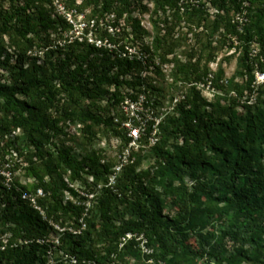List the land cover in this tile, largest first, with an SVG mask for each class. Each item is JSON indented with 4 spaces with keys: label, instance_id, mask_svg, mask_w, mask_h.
<instances>
[{
    "label": "trees",
    "instance_id": "16d2710c",
    "mask_svg": "<svg viewBox=\"0 0 264 264\" xmlns=\"http://www.w3.org/2000/svg\"><path fill=\"white\" fill-rule=\"evenodd\" d=\"M5 1L9 8L0 6V36L15 32L22 46L18 49L19 79L0 84V165L16 154L27 164L34 183L20 186L15 181L9 189L0 177V264H49L47 254L52 248L42 241L55 233L50 221L79 231L82 218L87 229L78 235L70 231L61 235L54 264H67L60 251L88 264H128L130 257L136 261L133 264H197L205 258L218 264H264V85L256 84L254 75L256 69L264 72L263 0H152L154 14L171 12L176 23L185 18L189 25L208 29L210 38L222 29L221 38L230 48L239 45L242 57L224 86V71L214 75L209 69L216 60L214 52L193 64L174 62L175 81L182 77L185 85H193L179 103L177 114L161 125L156 145L137 153L114 186L108 184L117 164L98 152L75 155L61 139L65 134L61 123L80 124L90 137L93 127L102 126L114 138L124 140L125 134L114 122L117 108L124 93H140L147 86L139 74L147 67L86 40H66L64 48L54 46L47 32L73 30L66 18L47 15L54 0ZM61 1L69 11L80 10L77 0ZM137 1L85 0L92 9L93 28L102 32L101 39L108 37L116 48L125 46L109 29L119 30L125 15L131 20V8ZM193 1L198 5L192 6ZM204 1L216 10L215 22L207 24ZM244 12L246 22L240 31L233 17ZM111 16L113 20L103 24ZM153 27L159 29L154 20ZM132 30L137 35L144 33L138 24ZM38 44L44 50V66L30 62L35 56H27ZM254 44L258 45L255 59L250 57ZM80 47L89 49L78 54ZM175 47L157 33L144 50L149 53L153 48L166 63ZM65 48L71 50L70 55L56 58L57 50ZM4 51L1 39L0 65L10 61ZM3 53L8 54L6 61L1 60ZM134 73H138L135 80L126 79ZM209 81L215 89H223L225 96L216 95L214 103L207 104L198 88ZM83 99L91 101L90 108L78 105ZM146 160L152 164L143 169ZM85 176L94 182L88 183ZM77 182L88 192L99 193L97 204L87 212L85 205L65 199L67 189L78 197L68 186ZM100 184V190H95ZM40 189L45 195L39 205L48 220L20 197V191L36 193ZM216 221H225L227 227L218 230ZM128 233L143 235L153 253L143 255L135 239L121 248ZM194 236L203 239L197 247L191 240ZM227 241L232 242L230 247Z\"/></svg>",
    "mask_w": 264,
    "mask_h": 264
},
{
    "label": "rangeland",
    "instance_id": "374dc122",
    "mask_svg": "<svg viewBox=\"0 0 264 264\" xmlns=\"http://www.w3.org/2000/svg\"><path fill=\"white\" fill-rule=\"evenodd\" d=\"M61 1V0H60ZM185 1V0H184ZM264 2V0H263ZM190 3V2H189ZM202 4L205 5L206 9H208L209 18L208 22H215L217 19L216 10L211 6L210 3L204 1ZM192 6L198 5V1L191 2ZM0 6L4 10H8L9 4L5 0H0ZM77 6H80V10L76 13H70L69 10L66 9L65 4L63 1L53 2V6L47 12V15L50 16L52 19L55 18H67L72 20L73 30L70 32H63L59 31L58 33H49V39L54 44V46H65L66 40H75L81 38V40H89V39H101L102 32L96 30L95 28L88 27L85 28L84 25H88L91 21V11L92 9L86 5L85 0H77ZM233 13L231 15V18ZM131 20H128V16L125 15L124 18L119 21L120 29L115 31L114 39L123 41L128 46H132L131 50L133 52L145 53L144 47L151 46L154 38L159 33V36L164 37L165 39H169V42L176 44L173 54L167 57V62L162 63L158 53H155V50L152 48L149 53H146L145 62L143 65L146 67H150L149 69L143 70L140 72V76L143 79L146 76V85L150 86L149 91L152 92L153 96L158 95L162 100L175 98L187 93L188 89L193 85L192 83L186 84L183 82V78L179 77L178 81H174L173 84L169 80H177L174 73L176 70V60L181 61L183 63L191 62L192 64L195 63L197 60H200V56L206 57L210 52L215 53L216 60L209 64V69L213 74H217L219 70L224 71V78L222 80V86L226 83V80H229L236 72L238 67L240 58L242 57V49L239 47L238 42L232 39L233 43L238 48H230L229 42L225 43L224 39L221 38V33L223 32L222 29L216 33L213 38H210V32L207 29H199L196 28L195 25H189L185 18L182 19L180 23H176L173 19V14L171 12L167 13H158L157 15L154 14V6L152 4V0H140L137 2H133V7L131 8ZM234 19V17H233ZM113 20V17H107L103 20V24L110 22ZM116 20V19H115ZM153 20L157 22L159 29L155 30L153 27ZM139 25V27L143 30L144 33L142 35H137L133 32L132 26ZM104 27V25H103ZM42 37L46 36V33L41 34ZM63 36V37H62ZM48 38V37H47ZM63 38V40H62ZM108 38V37H105ZM136 38H140L137 43H132L130 40H135ZM4 43L5 51L10 55V61L7 64L0 65V84H10L14 81L18 80L20 77L19 74V67L17 66L19 48L22 46V43H19L17 38V34L12 32L11 35H2L0 36V40ZM82 41V42H83ZM128 42V43H127ZM39 43V42H38ZM132 43V44H131ZM126 46V45H125ZM124 47L118 46L119 50H124ZM130 48V47H129ZM89 48L87 47H80L78 49V54L86 53ZM252 54L250 55L251 58L255 59L254 55L258 53V45L254 44L251 47ZM4 51V52H5ZM56 58H65L66 56L70 55V49L65 48L61 50H57ZM3 53L1 60L6 61L8 58V54ZM28 58L31 56H35L33 60L30 62L36 61L38 66H44V50H42L40 44L36 45L32 52L28 53ZM205 59V58H204ZM203 59V60H204ZM160 63V66H157L156 63ZM175 62V63H174ZM153 65H150V64ZM204 63V62H203ZM29 63H26L25 66H28ZM255 68H257L258 63L255 62ZM25 68V67H24ZM259 70H255V80L256 77L260 78ZM138 73H134L133 75H129L128 78L135 80V77ZM258 78V79H259ZM212 79V77H211ZM238 81L241 82L242 78H238ZM256 84L264 85V80H256ZM195 85V84H194ZM146 86V87H147ZM153 88V89H152ZM201 90V97L206 100L207 104L214 103L215 96H225V92L223 89H215L211 86L210 89L207 87L205 88H198ZM183 92V93H182ZM235 96V95H233ZM248 95L243 98V101H246ZM255 98L252 97L251 102H254ZM63 102V101H62ZM105 103V102H104ZM91 101L88 99H83L78 102V105L82 109L90 108ZM225 104V103H223ZM206 110H210V106H205ZM204 107V108H205ZM59 109L62 108V105L58 107ZM241 108L239 111L241 112ZM54 111V110H53ZM64 128L65 134L61 139L69 146L73 148V152L78 157L85 156L86 154H90L92 152H98L102 154L103 159H111L112 162L115 164L119 161V154L123 145L122 138H114L112 132L109 128H104L102 126L93 127L92 136L90 134L83 133L81 130L80 124H64L61 123ZM7 161H12V157L8 156L6 158ZM22 161V160H21ZM105 161V160H104ZM14 163V170L16 174V181L19 183L20 186H28L34 183V179L31 177L29 172L26 169V164L18 163L16 159L13 157ZM152 163L148 160L144 161L143 169L148 168ZM64 175V174H63ZM65 181L68 182L67 175L64 177ZM84 179L88 180V183L92 184L94 182L92 177H84ZM100 184L95 188V190H100ZM69 188H73L74 191L77 192L78 197L74 199H78V202H84L83 197L84 194H87L89 190L86 189L83 183L77 182L75 184H68ZM109 186V185H108ZM70 191L67 189L64 192L65 198L70 196ZM99 193L96 194V197ZM86 206L92 208V206L97 204V199L95 200H88L85 201ZM222 222V223H221ZM214 225L221 230V228L227 227L225 221H216ZM211 229V228H210ZM192 242L197 247L203 239L200 237L194 236L191 238ZM229 242V247L232 242ZM232 251V247L229 248ZM144 254V253H143ZM135 261L134 258L130 257L127 261L128 264H133ZM142 264H158L155 262L148 263L143 262ZM197 264H218L216 261L208 259L198 260ZM247 264V263H245Z\"/></svg>",
    "mask_w": 264,
    "mask_h": 264
},
{
    "label": "built area",
    "instance_id": "2783aa9c",
    "mask_svg": "<svg viewBox=\"0 0 264 264\" xmlns=\"http://www.w3.org/2000/svg\"><path fill=\"white\" fill-rule=\"evenodd\" d=\"M55 2V0H54ZM57 2H60L57 0ZM245 6L248 5V1H245ZM76 10L70 11V13H76ZM79 13V12H78ZM246 12L239 13L234 15V23L239 24V29L242 31V25L246 22ZM66 18V17H65ZM67 19V18H66ZM67 21L72 24V20L67 19ZM71 21V22H70ZM91 22L90 27L93 28V22ZM88 23V25L90 24ZM88 25H84V27H88ZM73 26V25H72ZM114 29H109V33H114ZM79 42H82L81 38H78ZM86 41L96 46L97 48H104L108 49L110 52H114L118 54L119 57L134 60L137 59L141 61L142 63L145 62L146 51L145 53L138 54L137 52H133L131 50L132 46H128V44L121 42V44H125L124 50H119L115 46L112 45V43L109 41L108 38L105 39H89ZM132 44V43H131ZM124 47V46H123ZM130 47V48H129ZM121 49V48H120ZM157 66H160V63L155 62ZM145 64H147L145 62ZM150 65H153L152 63ZM155 66V65H153ZM146 69H149L150 67L146 66ZM145 69V70H146ZM258 77H256V80H264V72H258ZM146 76L143 77V80H146ZM259 78V79H258ZM129 80H132L130 78H126ZM172 84L175 80H169ZM205 88L208 89L211 88L210 81L208 84H200L199 88ZM111 91H114V88L111 89ZM183 93V92H182ZM185 98V94L171 98L162 100L158 95L151 96L150 92L147 91V87L144 85L142 88V91L140 93L134 92L133 90L127 91V93H124V98L119 104L117 108V112L115 115L114 122L118 126L119 130H121L125 134V139L123 140V145L119 154V161L117 165L112 169V173L110 175L109 179V186H114L117 182V178L119 177L120 173L123 171V169L133 163L135 161V155L139 153L142 149L145 147H153L158 142V137L161 134V125L170 117L175 116L177 114V108L179 103ZM20 131L18 130L13 136L16 134L18 135ZM16 161L20 164L24 163L23 159H18L17 155L13 153V156ZM22 160V161H21ZM27 166V164H26ZM0 177L3 178L4 185L11 189L13 186H15L16 181V174L14 170V163L12 161H6L2 165H0ZM20 197L21 200L27 202L30 204L35 210H37L44 219H47V214L45 210L42 209V207L39 205V200L44 197V192L40 189L37 190L36 193L33 192H26V191H20ZM87 194H84L83 197H85L88 200H95L96 194L86 192ZM66 201H72L76 205H85L86 212L90 209L89 206H86L85 201L84 202H78V199H74V197L70 194L69 197L65 198ZM87 214V213H86ZM85 214V216H86ZM51 226H53L55 233H52V235L46 239L45 242L42 241V243L49 244L52 250H50L47 254V259L49 264L55 263V252L59 251V247L61 246V235L65 231H70L74 235L81 234L82 231L87 229V226L84 222V218L79 220V224L81 226L80 230L74 229L71 226L66 225V227H62L61 224L54 223L50 221ZM72 225V224H71ZM135 239L137 242H139V248L141 249V252L143 255H151L153 252L152 250L147 246L146 239L143 235H137L128 233L126 234L122 240H121V248L130 240ZM60 256L63 261H65L67 264H88L87 261L80 262L76 257H72L68 255L67 253H64L63 251H60ZM154 261H149L148 263H152ZM115 264V263H111ZM158 264H162L159 262Z\"/></svg>",
    "mask_w": 264,
    "mask_h": 264
}]
</instances>
